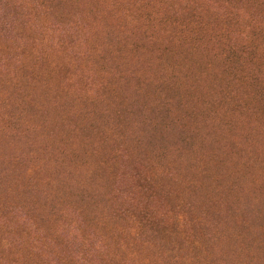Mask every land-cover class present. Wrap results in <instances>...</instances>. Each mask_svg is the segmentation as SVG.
Wrapping results in <instances>:
<instances>
[{"label": "rangeland", "instance_id": "obj_1", "mask_svg": "<svg viewBox=\"0 0 264 264\" xmlns=\"http://www.w3.org/2000/svg\"><path fill=\"white\" fill-rule=\"evenodd\" d=\"M0 264H264V0H0Z\"/></svg>", "mask_w": 264, "mask_h": 264}]
</instances>
